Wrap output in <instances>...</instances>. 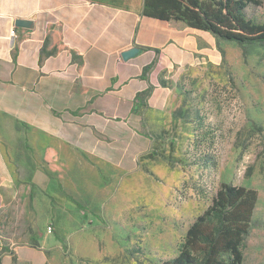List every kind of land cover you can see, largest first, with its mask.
<instances>
[{
  "label": "crops",
  "instance_id": "0c3cea01",
  "mask_svg": "<svg viewBox=\"0 0 264 264\" xmlns=\"http://www.w3.org/2000/svg\"><path fill=\"white\" fill-rule=\"evenodd\" d=\"M143 1L0 0L1 264H43L23 250L44 253L50 237L28 235L38 247L8 252L11 221L28 226L52 210L50 197L59 187L70 195L77 170L87 194L105 187L99 171L125 173L148 138L140 132L165 128L171 74L209 55V33L144 17Z\"/></svg>",
  "mask_w": 264,
  "mask_h": 264
},
{
  "label": "rangeland",
  "instance_id": "374dc122",
  "mask_svg": "<svg viewBox=\"0 0 264 264\" xmlns=\"http://www.w3.org/2000/svg\"><path fill=\"white\" fill-rule=\"evenodd\" d=\"M262 1L246 9L247 18L262 22ZM203 43L209 55L201 64L171 74L165 128L140 132L148 138L125 158V173L102 172L103 190L87 194L77 170L69 193L84 213L57 195L34 223L11 221L6 232L16 242L5 245L8 252L38 246L28 235L42 233L50 237L45 254L23 252L43 264H165L228 183L257 192L242 264H264V50L250 46L244 56L241 47L211 34Z\"/></svg>",
  "mask_w": 264,
  "mask_h": 264
},
{
  "label": "trees",
  "instance_id": "16d2710c",
  "mask_svg": "<svg viewBox=\"0 0 264 264\" xmlns=\"http://www.w3.org/2000/svg\"><path fill=\"white\" fill-rule=\"evenodd\" d=\"M262 5V0H144L142 15L163 22H183L219 41L235 43L246 56L250 46L264 50V18L254 22L245 13L249 6ZM99 176L107 182L100 171ZM59 194L70 197L59 187L50 197L51 203ZM257 197L254 189L221 183L210 206L187 229L177 256L165 264H242ZM70 201L84 213L79 202L71 197Z\"/></svg>",
  "mask_w": 264,
  "mask_h": 264
},
{
  "label": "water",
  "instance_id": "95a60500",
  "mask_svg": "<svg viewBox=\"0 0 264 264\" xmlns=\"http://www.w3.org/2000/svg\"><path fill=\"white\" fill-rule=\"evenodd\" d=\"M16 26L17 27H28L31 28L33 27V24L31 22L28 21H23V20H18L16 21ZM139 53V49L138 48H132L124 53H122L121 57L123 60H128L130 58H133L135 55H137Z\"/></svg>",
  "mask_w": 264,
  "mask_h": 264
},
{
  "label": "built area",
  "instance_id": "2783aa9c",
  "mask_svg": "<svg viewBox=\"0 0 264 264\" xmlns=\"http://www.w3.org/2000/svg\"><path fill=\"white\" fill-rule=\"evenodd\" d=\"M51 231H52V227H51V226H48V227H47V232H48V233H51Z\"/></svg>",
  "mask_w": 264,
  "mask_h": 264
}]
</instances>
